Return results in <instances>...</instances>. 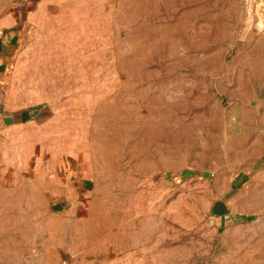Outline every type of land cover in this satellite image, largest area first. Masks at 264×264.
<instances>
[{
	"label": "rangeland",
	"instance_id": "1",
	"mask_svg": "<svg viewBox=\"0 0 264 264\" xmlns=\"http://www.w3.org/2000/svg\"><path fill=\"white\" fill-rule=\"evenodd\" d=\"M263 13L264 0H0V26L24 34L9 100L49 121L50 153L30 167L53 172L60 153L61 173L92 186L62 220H10L0 190V264H264V210L224 229L210 214L237 175L264 185Z\"/></svg>",
	"mask_w": 264,
	"mask_h": 264
},
{
	"label": "crops",
	"instance_id": "2",
	"mask_svg": "<svg viewBox=\"0 0 264 264\" xmlns=\"http://www.w3.org/2000/svg\"><path fill=\"white\" fill-rule=\"evenodd\" d=\"M2 25L4 24L0 26V190L13 195L14 204L9 206L12 211L10 220H62L60 210L63 202L74 200L80 190L88 191L92 186L88 181L81 180L80 175L75 178L61 173L59 168L63 161L60 153L58 157L56 154L57 158L54 160L58 170L55 168L53 172H47L39 167H30L32 160L34 164L41 161L40 154L43 153L46 158L47 153H50V150H46L49 137L46 127L49 121L43 118L41 110L17 108L9 100V74L22 47L24 34L20 27L5 29L6 26ZM236 177V183L211 208L210 214L219 229L246 223L250 221L248 219L251 215L264 210V185L260 176L250 173ZM253 182L255 188L251 190ZM40 191L43 197L38 202L36 193ZM237 237L244 241L249 236L246 239L241 235Z\"/></svg>",
	"mask_w": 264,
	"mask_h": 264
},
{
	"label": "built area",
	"instance_id": "3",
	"mask_svg": "<svg viewBox=\"0 0 264 264\" xmlns=\"http://www.w3.org/2000/svg\"><path fill=\"white\" fill-rule=\"evenodd\" d=\"M257 29L259 31H263L264 30V13L261 15V17L257 21Z\"/></svg>",
	"mask_w": 264,
	"mask_h": 264
}]
</instances>
